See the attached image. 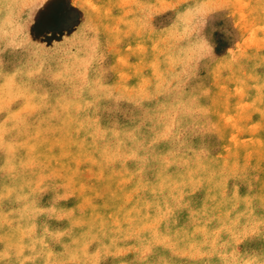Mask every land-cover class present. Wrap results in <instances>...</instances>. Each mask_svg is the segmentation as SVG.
<instances>
[{"label": "rangeland", "instance_id": "374dc122", "mask_svg": "<svg viewBox=\"0 0 264 264\" xmlns=\"http://www.w3.org/2000/svg\"><path fill=\"white\" fill-rule=\"evenodd\" d=\"M0 264H264V0H0Z\"/></svg>", "mask_w": 264, "mask_h": 264}]
</instances>
